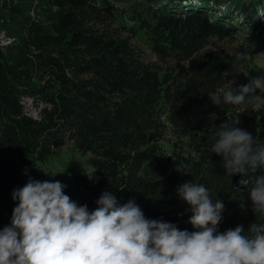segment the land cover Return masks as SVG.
Masks as SVG:
<instances>
[{
  "label": "trees",
  "instance_id": "trees-1",
  "mask_svg": "<svg viewBox=\"0 0 264 264\" xmlns=\"http://www.w3.org/2000/svg\"><path fill=\"white\" fill-rule=\"evenodd\" d=\"M118 15L128 30L115 25ZM237 32L264 33V0H0V230L18 204L13 191L31 178L60 181L89 212L107 191L118 205L134 199L148 219L196 231L177 193L192 181L223 202L219 232L242 225L251 235L264 216L254 214L249 190L264 170L226 175L212 137L235 120L264 143V109L215 105L208 96L264 76V66L257 74L252 59L212 44ZM137 36L158 63L143 60ZM67 145L84 167L45 172Z\"/></svg>",
  "mask_w": 264,
  "mask_h": 264
},
{
  "label": "clouds",
  "instance_id": "clouds-1",
  "mask_svg": "<svg viewBox=\"0 0 264 264\" xmlns=\"http://www.w3.org/2000/svg\"><path fill=\"white\" fill-rule=\"evenodd\" d=\"M260 93L264 76L238 92L221 89L208 96L215 105L259 112L264 109ZM236 124L229 120L215 128L212 153L223 157L230 177L264 170V143ZM87 176L92 179L93 173ZM65 187L60 181L29 178L13 191L18 204L10 226L0 230V264H264V224L253 223L247 236L242 225L219 232L224 204L213 202L202 184L188 181L177 188L191 206L189 223L198 229L192 232L146 218L134 199L118 205L107 191L89 212L64 193ZM249 196L254 214L264 216V175L255 176Z\"/></svg>",
  "mask_w": 264,
  "mask_h": 264
},
{
  "label": "rangeland",
  "instance_id": "rangeland-1",
  "mask_svg": "<svg viewBox=\"0 0 264 264\" xmlns=\"http://www.w3.org/2000/svg\"><path fill=\"white\" fill-rule=\"evenodd\" d=\"M115 7L120 10V8H123L124 5L119 2H115ZM250 12L251 10L248 8L246 9L244 15L248 16ZM244 15H241V17ZM120 22L126 24L127 30L132 26L131 23L122 15H118L115 25L118 26ZM124 34L126 35L127 33ZM132 43L136 48L141 50L142 57L145 62L151 64L158 63L157 57L152 53L143 37H133ZM212 44L224 49L227 52L244 56L247 60L252 59L255 72L257 74L260 73L264 66V33H255L252 36L243 32H237L231 40L228 39L220 42L213 40ZM23 106L24 111L28 115L35 118L38 117V108L30 102V100L23 99ZM163 145L166 148H169L167 142H164ZM84 162L85 158L80 156L76 151H73L70 145H67L61 148L58 154L43 166V170L52 176H58L69 172L73 168L84 167Z\"/></svg>",
  "mask_w": 264,
  "mask_h": 264
}]
</instances>
